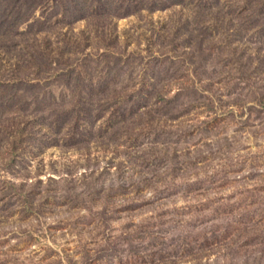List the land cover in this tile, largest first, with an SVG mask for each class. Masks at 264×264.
<instances>
[{
	"label": "rangeland",
	"instance_id": "obj_1",
	"mask_svg": "<svg viewBox=\"0 0 264 264\" xmlns=\"http://www.w3.org/2000/svg\"><path fill=\"white\" fill-rule=\"evenodd\" d=\"M0 264H264V0H0Z\"/></svg>",
	"mask_w": 264,
	"mask_h": 264
}]
</instances>
